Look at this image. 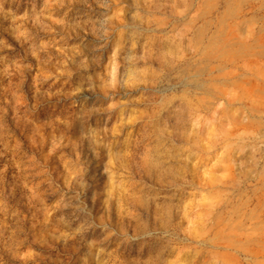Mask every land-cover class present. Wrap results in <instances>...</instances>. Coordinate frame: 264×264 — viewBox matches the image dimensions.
<instances>
[{
    "label": "rangeland",
    "instance_id": "374dc122",
    "mask_svg": "<svg viewBox=\"0 0 264 264\" xmlns=\"http://www.w3.org/2000/svg\"><path fill=\"white\" fill-rule=\"evenodd\" d=\"M0 264H264V0H0Z\"/></svg>",
    "mask_w": 264,
    "mask_h": 264
},
{
    "label": "bare ground",
    "instance_id": "6f19581e",
    "mask_svg": "<svg viewBox=\"0 0 264 264\" xmlns=\"http://www.w3.org/2000/svg\"><path fill=\"white\" fill-rule=\"evenodd\" d=\"M88 160V159H87ZM89 161V160H88Z\"/></svg>",
    "mask_w": 264,
    "mask_h": 264
}]
</instances>
